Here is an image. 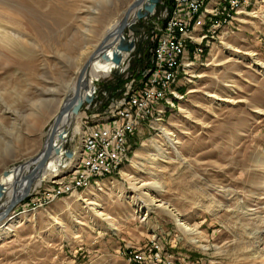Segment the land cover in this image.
Segmentation results:
<instances>
[{
  "label": "rangeland",
  "instance_id": "obj_1",
  "mask_svg": "<svg viewBox=\"0 0 264 264\" xmlns=\"http://www.w3.org/2000/svg\"><path fill=\"white\" fill-rule=\"evenodd\" d=\"M136 1L0 0V13L7 6L21 21L24 39L0 43V190L12 171L26 168L29 187L9 214L8 194L0 199V264H264V65L256 70L247 54L264 62V0L218 30L197 28L206 37L186 44L183 72L164 86L150 118L134 124L118 170L51 196L55 182L75 175L84 134L119 120L114 111L127 87L147 82L133 70L140 72L138 59L152 53L170 15L162 0L138 19ZM130 9L122 34L135 47L123 72L94 79L91 103L81 87L84 101L60 143L65 152L56 170L45 169L51 130L82 70L91 69L107 27L119 19L121 26ZM134 202L147 204L149 216ZM176 214L196 233L185 232Z\"/></svg>",
  "mask_w": 264,
  "mask_h": 264
},
{
  "label": "bare ground",
  "instance_id": "obj_2",
  "mask_svg": "<svg viewBox=\"0 0 264 264\" xmlns=\"http://www.w3.org/2000/svg\"><path fill=\"white\" fill-rule=\"evenodd\" d=\"M12 1V0H11ZM36 1H41V0H36ZM251 0H238V2H235V0H203V4L201 5L199 10H193L190 16L188 17V21L186 22V29L188 31L185 32L183 35V39L181 43L178 45V56L180 59L177 62V71L172 72L170 76L168 77L167 82L164 84V86H167L170 84L171 81H175V79H178L183 72V62L185 59V50H187L186 44L188 43H193L195 42V36H200V38L206 37L203 34L200 33V31L197 30V28H202L206 24L208 25V31L210 28L215 31L218 30L219 28L222 27L224 24H229L228 22H221V18L224 17V8L228 6L229 3H235L234 6H231V13H235L234 18L240 13L244 12L245 9L248 7L249 3ZM214 2V8L210 9L211 6H213ZM148 5H150L148 3ZM9 6V5H8ZM9 7L5 6V12L0 13V43H4L5 39L9 40L12 39L16 41V44L19 46L20 44H23V35L21 33V30L23 28L21 21L20 20H15V17L12 15ZM10 11V12H9ZM16 12V11H15ZM14 14H18L15 13ZM134 12V11H133ZM21 13H19L17 16H20ZM23 14L20 16L22 17ZM133 16V15H132ZM4 19H7V23H10L12 21H15L16 23L18 22L19 25H16L15 28H11L10 26L7 25V23L4 22ZM201 19H205L206 21L202 24ZM122 22V19H119L118 21H113L106 29V34L107 36L106 40L104 41V45L101 46L99 49H96L95 54L99 53L98 56L94 58V60L91 62L90 67L91 69L88 71L82 70V73L79 77L78 83L76 86H74V92L75 96L77 95V99L72 102V108H69L68 111H62L61 112V129L59 132L56 130L54 133V130H51L50 135L54 134L55 142H53V145L51 148H53V151L49 152V160L47 161V158L41 159L43 161L45 169H52L53 171L56 170L57 165H56V159L61 156L65 151L64 148L61 146V142L66 138L67 133L64 131L65 126H69L73 124V118H75V112L74 108L78 105V102H82L84 98V91L81 89L82 86H84V90L87 91L89 90L90 93H93V90L95 86L90 85L91 82H93L94 79H97L101 74H109V73H114L115 71L117 72H122L125 68V60L127 58L128 52L125 51L123 48L127 47L129 42L131 40H127L123 34L119 33L120 24ZM13 24V23H12ZM166 24H175V15H170V19L167 21ZM14 25V24H13ZM10 29V30H9ZM191 38V40H187ZM108 41V42H107ZM103 50V51H102ZM203 50V48H200V51ZM199 52V51H198ZM250 59L249 63L253 66H255V69L258 71L263 70V65L264 62H261L257 56H255V53L253 52H248ZM185 67V66H184ZM82 81V82H81ZM80 84V85H78ZM86 84V85H85ZM80 87V89H79ZM83 88V87H82ZM165 95V94H164ZM211 97L219 98L220 95L217 92L210 93ZM150 98L151 99H158V91L157 90H150ZM164 96L161 98L163 99ZM160 99V100H161ZM67 105H65L64 109L66 108ZM151 111V110H150ZM121 116V114L119 115ZM39 121V119H37ZM121 122V117L119 120L115 122H108L105 125L108 124H119ZM105 125H102L104 127ZM134 129V128H133ZM76 132H80V127L77 126L75 127ZM134 131V130H133ZM92 133H97V129L95 130H90L88 134H84L83 136V145H82V152H81V157H80V162L79 166L76 168V173L79 171H85L86 169V164H88L89 160V155L91 154V148H92ZM172 134V133H171ZM169 136V134H167ZM53 138V139H54ZM170 139V137H168ZM170 141L174 142V140L170 139ZM178 142V141H177ZM49 143V142H48ZM176 143V142H174ZM49 145V144H48ZM47 145L46 151L48 150L49 146ZM173 148L176 149V146L173 145ZM127 152L124 154L122 159H117L114 165V171L118 170L119 166L123 163L125 159V155ZM162 157L167 158V153H164ZM47 161V162H46ZM49 162V163H48ZM27 168L18 174H15L14 171H12L11 174L5 179L6 183L2 186V190H0V199H3L6 194H8V199L5 203V209L10 208L12 205L16 204L17 201L21 199L28 191L29 187L25 186V174H26ZM114 171H94L91 173H87V181H83L82 184L79 185L78 188L82 187H87L89 186L92 181H99V177L105 175V172H114ZM24 174V175H23ZM102 178V177H101ZM20 183V185H19ZM144 186V185H143ZM142 186V187H143ZM154 186V185H153ZM159 201V200H158ZM135 203V202H134ZM136 204V203H135ZM152 204H154L157 207L162 206V203H157V199L153 198ZM136 206L138 207L137 211L139 215L142 217H147L149 216V208L147 204H139L137 202ZM168 207V206H167ZM94 211L96 214L106 220H109V216L104 213L103 211L94 208ZM173 212L172 210H170ZM177 215V214H176ZM143 218V219H144ZM177 220L181 224V227L184 229L185 232L188 233H196L195 230L191 227L190 223L187 221V219L180 218L177 215ZM20 221L18 219H15L13 221L14 225L19 223ZM2 230V229H0ZM197 231V230H196ZM194 240V239H193ZM259 248V247H258ZM256 253V252H255Z\"/></svg>",
  "mask_w": 264,
  "mask_h": 264
},
{
  "label": "built area",
  "instance_id": "obj_3",
  "mask_svg": "<svg viewBox=\"0 0 264 264\" xmlns=\"http://www.w3.org/2000/svg\"><path fill=\"white\" fill-rule=\"evenodd\" d=\"M202 4L203 0H174V6L168 15H175V24L165 25L164 33L153 48L155 67L147 77V82L139 88L127 87L122 102L123 107L114 111L116 114H121V122L99 127L97 133H92L91 154L85 171H79L68 179L55 182L56 191H53L51 196L73 194L83 181H87V173L114 171L115 162L123 158L125 149L129 146V135L133 133L134 124L150 118V110L164 96V84L170 74L177 71V62L180 59L178 45L188 31L186 29L188 17L193 10H199ZM234 5L235 3H229L223 9L224 17L221 18V22L233 21L235 13H231V6ZM195 53L199 55L198 51ZM150 90L158 91V99L150 98ZM132 252L127 255L131 256ZM155 259L159 261L158 256ZM148 262H151L150 258L143 264Z\"/></svg>",
  "mask_w": 264,
  "mask_h": 264
},
{
  "label": "water",
  "instance_id": "obj_4",
  "mask_svg": "<svg viewBox=\"0 0 264 264\" xmlns=\"http://www.w3.org/2000/svg\"><path fill=\"white\" fill-rule=\"evenodd\" d=\"M161 1H162V0H137V1L133 4L132 8L137 7V6H139V5H142V4H143V5L137 10V12H136V18L141 19V18H143V17H146V16L149 15V14H152V13L155 11V9H156L157 4H159ZM148 3H149L150 5H148ZM132 8H131V9H132ZM131 9L128 10V12H127V14H126V17L124 18L123 24H122V25L120 26V28H119V33H120V34L123 33V31L125 30V28H126L127 25H128V19H129V17H130L131 11H132ZM134 47H135V42H134V41H130L129 44H128V46L125 47V48H123V49L129 53V51L133 50ZM87 69H88V65L84 68V72L87 71ZM122 72H123V71H122ZM114 73L117 74V75H120V74H121V72H117V71H115ZM79 89H80V87H79ZM95 91H96V90H95V88H94L93 93H92V94H88V95L86 96V98H85V101H86V102L91 103V102L94 100V97H95V95H94V94H95ZM77 95H78V93L76 94V96H74V100H73V101H75V100L77 99ZM83 101H84V100H83ZM83 101H82V102H83ZM82 102H78V105L74 108V112H75V114L79 113V110L81 109V106H82ZM71 104H72V103H71ZM71 104H70L69 106H66V108H65L63 111L68 110V109L71 107ZM60 123H61V116H59V117L57 118L56 122H55V125H54V127H53L54 133L56 132V130L59 129V127H60ZM53 138H54V134L51 135L50 142H49V148H48V150H47V154H49L50 149H51V147H52V145H53V142H52V141H53ZM36 161H37V160H36ZM20 201H21V200H20ZM16 204H17V203H16ZM16 204H15V205H16ZM15 205H14V206H15ZM14 206H11L10 208H8V209L6 210L5 213H6V214H9L10 211L13 209Z\"/></svg>",
  "mask_w": 264,
  "mask_h": 264
},
{
  "label": "trees",
  "instance_id": "obj_5",
  "mask_svg": "<svg viewBox=\"0 0 264 264\" xmlns=\"http://www.w3.org/2000/svg\"><path fill=\"white\" fill-rule=\"evenodd\" d=\"M166 6L168 7L169 11H171L172 7L174 6V0H166L165 1ZM148 50H150V52H147ZM148 50H146L145 52H143V54H141V57L138 59V62H140V64L143 65V67H140V72L137 71V69H134V76H145V80H147V75L142 74L144 71H148V73L152 72V70L155 67V58H154V52L152 50L151 53V48H149ZM122 83H120L121 85Z\"/></svg>",
  "mask_w": 264,
  "mask_h": 264
},
{
  "label": "crops",
  "instance_id": "obj_6",
  "mask_svg": "<svg viewBox=\"0 0 264 264\" xmlns=\"http://www.w3.org/2000/svg\"><path fill=\"white\" fill-rule=\"evenodd\" d=\"M252 1H255V3H253ZM258 0H251L250 1V3H249V5H248V7H251V5H253V4H256V2H257ZM247 7V8H248ZM246 12H247V10H245ZM194 47V45H192V48ZM191 48V47H190ZM194 50V49H193ZM195 54V53H194Z\"/></svg>",
  "mask_w": 264,
  "mask_h": 264
}]
</instances>
